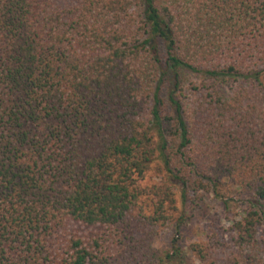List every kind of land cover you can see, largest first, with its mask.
<instances>
[{"label": "trees", "instance_id": "trees-1", "mask_svg": "<svg viewBox=\"0 0 264 264\" xmlns=\"http://www.w3.org/2000/svg\"><path fill=\"white\" fill-rule=\"evenodd\" d=\"M189 254L264 264V0H0V264Z\"/></svg>", "mask_w": 264, "mask_h": 264}, {"label": "rangeland", "instance_id": "rangeland-1", "mask_svg": "<svg viewBox=\"0 0 264 264\" xmlns=\"http://www.w3.org/2000/svg\"><path fill=\"white\" fill-rule=\"evenodd\" d=\"M157 176L158 172L153 169L147 176L145 184L151 185L156 183L158 181ZM239 211L240 208L238 202L230 200L228 201V205H226L222 200L215 199L213 196L206 198L194 212L193 217L189 220L186 226L181 228L182 240L179 243H181L182 246L185 245L184 247H187L189 243L203 239V232L213 220H218L220 223L221 220H223L224 222L225 217H233L235 214L239 213ZM172 238L173 233L167 231L159 239L157 243L158 247L165 250L169 249ZM188 264H198L197 260H195L191 254L188 256Z\"/></svg>", "mask_w": 264, "mask_h": 264}]
</instances>
